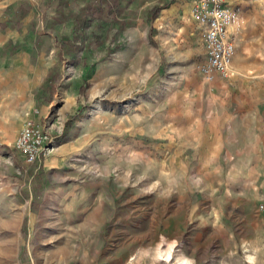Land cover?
<instances>
[{"label": "rangeland", "instance_id": "374dc122", "mask_svg": "<svg viewBox=\"0 0 264 264\" xmlns=\"http://www.w3.org/2000/svg\"><path fill=\"white\" fill-rule=\"evenodd\" d=\"M58 1L0 0V264H264V0H227L233 74L209 78L180 0L81 30L96 0Z\"/></svg>", "mask_w": 264, "mask_h": 264}, {"label": "built area", "instance_id": "2783aa9c", "mask_svg": "<svg viewBox=\"0 0 264 264\" xmlns=\"http://www.w3.org/2000/svg\"><path fill=\"white\" fill-rule=\"evenodd\" d=\"M190 13L200 31L205 50L206 62L202 72L207 78L213 71L224 77L232 75L235 42L229 34V27L234 12L227 0H193ZM45 140L46 135L41 128L26 123L19 132L15 147L26 162L32 163L39 156Z\"/></svg>", "mask_w": 264, "mask_h": 264}, {"label": "trees", "instance_id": "16d2710c", "mask_svg": "<svg viewBox=\"0 0 264 264\" xmlns=\"http://www.w3.org/2000/svg\"><path fill=\"white\" fill-rule=\"evenodd\" d=\"M60 1V6L65 5L66 0H59ZM58 1V2H59ZM122 2L123 0H96L95 2H86L83 4L82 7L79 9V13H74L75 14V23L73 24V29L74 30H81L84 29L89 24V17L93 16H107V15H115V14H120L122 11ZM164 4L157 3L152 6L147 12V19L149 21H152L155 19L160 10L163 8ZM9 8H12V6H9ZM124 26V25H122ZM65 43H69L68 39L64 40ZM71 49H73V43L69 44Z\"/></svg>", "mask_w": 264, "mask_h": 264}, {"label": "crops", "instance_id": "0c3cea01", "mask_svg": "<svg viewBox=\"0 0 264 264\" xmlns=\"http://www.w3.org/2000/svg\"><path fill=\"white\" fill-rule=\"evenodd\" d=\"M192 1L193 0H180L179 1V5L182 7V8H185L187 7V10L190 11L191 10V6H192ZM182 3V5L180 4ZM157 4V3H156ZM160 4H164L163 8L160 10L159 14V18L160 21H163V18L164 16L166 15H170V14H173L175 12L174 9L175 8V5L171 2H167V3H161ZM178 6V5H177ZM193 31H196V36L198 37V39L201 41V34H200V31L196 25V23H194V26H193ZM232 37V36H231ZM233 38V37H232ZM234 39V38H233Z\"/></svg>", "mask_w": 264, "mask_h": 264}]
</instances>
